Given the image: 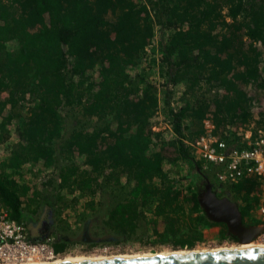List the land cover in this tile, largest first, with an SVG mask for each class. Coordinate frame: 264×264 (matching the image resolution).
Listing matches in <instances>:
<instances>
[{
  "label": "trees",
  "instance_id": "obj_1",
  "mask_svg": "<svg viewBox=\"0 0 264 264\" xmlns=\"http://www.w3.org/2000/svg\"><path fill=\"white\" fill-rule=\"evenodd\" d=\"M157 26L169 31L161 52L171 138L152 125L159 83L145 69L131 72L147 57ZM260 45L264 0H0V140L12 132L17 139L3 158L0 202L24 220L35 191L19 184L12 168L34 162L58 168L61 201L79 218L111 197L103 223L123 238L180 249L195 248L213 227L219 238H232L200 201V180H217L216 168L196 156L187 135H202L210 118L221 136L239 139L258 99L246 86L264 91ZM204 82L219 92L186 97ZM180 83L185 101L174 104ZM76 109L86 119L68 132L66 114ZM166 161L189 167L171 174ZM220 184L243 194L240 209L250 224L247 213L261 201L258 179ZM64 189L81 195L69 199ZM82 193L91 195L82 201ZM49 230L42 225L41 235H29L44 238ZM66 246L55 241L59 252Z\"/></svg>",
  "mask_w": 264,
  "mask_h": 264
},
{
  "label": "rangeland",
  "instance_id": "obj_2",
  "mask_svg": "<svg viewBox=\"0 0 264 264\" xmlns=\"http://www.w3.org/2000/svg\"><path fill=\"white\" fill-rule=\"evenodd\" d=\"M226 11V9H225ZM228 19H230L228 17ZM169 34V31L166 32ZM166 34H164L160 27L157 26L152 37V44L147 47L146 50V58L143 62H140L139 65L135 67H131V72L134 73L137 70L145 69L149 73V77L152 80L157 81L158 85V95H159V106L156 110L154 116L152 117V125L155 131L162 130L167 138H171L174 133L171 127L170 114L168 107L165 104V90H166V75L163 73V56L161 52V46L166 40ZM261 47V56H260V66L262 69L263 77H264V46ZM165 69V68H164ZM186 85L184 83L179 84V89L176 92V97L174 104H179L184 102V95ZM246 88L253 94V96L258 97L255 104L252 107L253 117L251 122H256L260 117L264 119V94H260L262 91L252 89L251 87ZM220 88L213 82H204L200 85H197L195 89L188 92L186 97L191 98L194 101L197 97L203 96L205 98H212V96L219 92ZM138 92V91H137ZM6 93L0 95V98H3ZM200 95V96H198ZM178 101V103H177ZM66 130L70 132L74 125H79L80 121L83 122L86 117L81 114L80 111L72 110L66 114ZM95 120V119H94ZM249 122V123H251ZM193 123V128H194ZM67 132V133H68ZM188 133L189 130L186 129ZM189 134V133H188ZM189 142L193 141L191 135H187ZM16 134L15 132L11 133V136L8 139L0 140V170H5L6 166L2 165L4 161L3 158L7 156L13 143L16 142ZM196 156L197 153H195ZM81 163V162H80ZM83 168H86L82 165ZM188 165L184 161H180L179 163H171L165 162V168L171 172V174H178L188 169ZM11 168V167H10ZM53 166H42L40 163L29 162L22 165L21 168H12V172L15 175V179L22 184V182H26L27 184L32 185L35 193H32L30 190L32 198L29 199L28 205L23 210V218L26 220L29 225V231L33 236L41 235L39 233V228L43 226H48L52 234L55 235L56 240H65L67 242V246L62 254L66 253V255H81V254H104V255H118V254H134V253H158V252H168L175 250H197V249H207L213 250L220 246H232L237 247L240 246V241L235 238L232 234V238L221 239L219 236L215 234L218 233L219 227H213L211 231L207 232L206 239L200 241L195 248L193 249H180L182 247H173L169 243H160L153 242L146 239H141L137 236H131L129 238H123V236L113 234L106 230L105 225L103 223V215L104 211L107 210L109 205H112L113 199L110 197H106L104 201V205L101 207L100 211L97 213H87L85 218H79L77 214H75V209L69 208L68 202L64 204L63 199L60 198L59 187H57L59 178H58V168L54 169ZM51 179V182H48ZM211 180V179H210ZM201 182V194L205 189L206 180H200ZM205 182V183H204ZM213 189L219 197H229L233 201H235L239 208L244 204V200L242 198L243 194L239 191L235 190L232 187L225 186L220 184L216 179L211 180ZM62 192L66 193L69 199H73V196L81 195L79 189L74 191L64 189ZM83 194V193H82ZM200 194V195H201ZM84 195V194H83ZM81 200L84 201L86 198H89L91 195L88 193ZM107 195V193L105 194ZM80 197V196H79ZM50 202V203H49ZM62 202V203H61ZM55 204L57 207L53 206ZM68 205V206H67ZM259 205L255 204L252 210L247 213L246 219L250 222V224L258 225L260 228L263 226V218L259 212ZM70 209V211H69ZM241 210V209H240ZM55 211H57L56 216ZM70 212V213H69ZM242 213V212H241ZM243 216V215H242ZM256 219L259 222H255ZM258 233L255 239H264V236H260ZM179 248V249H174ZM189 248V247H184ZM62 257V256H61Z\"/></svg>",
  "mask_w": 264,
  "mask_h": 264
},
{
  "label": "built area",
  "instance_id": "obj_3",
  "mask_svg": "<svg viewBox=\"0 0 264 264\" xmlns=\"http://www.w3.org/2000/svg\"><path fill=\"white\" fill-rule=\"evenodd\" d=\"M204 124V133L190 142L197 157L206 161V167L214 165L216 178L223 183L255 176L260 182L259 212L264 221V124L241 125L239 139L234 140L217 133L212 119L206 118ZM259 233L264 236V223ZM55 241L54 234L32 238L26 221L11 216L0 202V262L54 259L62 254L55 249Z\"/></svg>",
  "mask_w": 264,
  "mask_h": 264
},
{
  "label": "water",
  "instance_id": "obj_4",
  "mask_svg": "<svg viewBox=\"0 0 264 264\" xmlns=\"http://www.w3.org/2000/svg\"><path fill=\"white\" fill-rule=\"evenodd\" d=\"M200 201L208 216L215 221L225 222L228 231L240 242L253 239L260 227L247 225L238 204L229 197H219L210 178L200 195ZM40 264H264V245L241 248L175 252L151 255H126L64 262Z\"/></svg>",
  "mask_w": 264,
  "mask_h": 264
},
{
  "label": "bare ground",
  "instance_id": "obj_5",
  "mask_svg": "<svg viewBox=\"0 0 264 264\" xmlns=\"http://www.w3.org/2000/svg\"><path fill=\"white\" fill-rule=\"evenodd\" d=\"M264 245V239H253L249 241H244L240 243V246L232 247V246H220L213 250H219V249H230V248H241V247H251V246H263ZM207 249H197V250H175V251H164V252H158V253H134V254H118V255H104V254H94V255H87V254H81V255H66V253L59 255L58 257L54 259H35V260H27V261H19V262H0V264H40V263H52V262H64V261H74V260H84V259H94V258H104V257H115V256H126V255H151V254H163V253H175V252H188V251H203ZM62 256V257H61Z\"/></svg>",
  "mask_w": 264,
  "mask_h": 264
},
{
  "label": "flooded vegetation",
  "instance_id": "obj_6",
  "mask_svg": "<svg viewBox=\"0 0 264 264\" xmlns=\"http://www.w3.org/2000/svg\"><path fill=\"white\" fill-rule=\"evenodd\" d=\"M245 224H247V223H245ZM247 225H250V224H247ZM257 237V235L253 238V241H255V238ZM235 238L237 239V240H239V238H237V236H235ZM240 241V240H239ZM241 243V242H240Z\"/></svg>",
  "mask_w": 264,
  "mask_h": 264
},
{
  "label": "crops",
  "instance_id": "obj_7",
  "mask_svg": "<svg viewBox=\"0 0 264 264\" xmlns=\"http://www.w3.org/2000/svg\"><path fill=\"white\" fill-rule=\"evenodd\" d=\"M25 220V219H24ZM26 221V220H25ZM26 224H27V222H26ZM27 226H28V231H29V225L27 224ZM29 233H30V231H29Z\"/></svg>",
  "mask_w": 264,
  "mask_h": 264
}]
</instances>
